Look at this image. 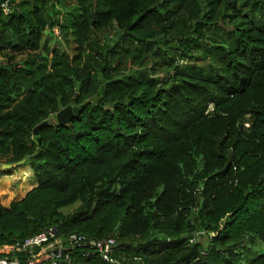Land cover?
<instances>
[{"label": "trees", "instance_id": "1", "mask_svg": "<svg viewBox=\"0 0 264 264\" xmlns=\"http://www.w3.org/2000/svg\"><path fill=\"white\" fill-rule=\"evenodd\" d=\"M21 159L0 256L55 227L73 264H264V0H4L0 163Z\"/></svg>", "mask_w": 264, "mask_h": 264}, {"label": "built area", "instance_id": "2", "mask_svg": "<svg viewBox=\"0 0 264 264\" xmlns=\"http://www.w3.org/2000/svg\"><path fill=\"white\" fill-rule=\"evenodd\" d=\"M55 234V227H47L44 230L37 232L29 237H26L22 241H16L11 248L15 249V252L10 255L0 256V264H23L18 251L29 250V256L25 259V264H35L36 256L42 250L49 249L51 264H55L60 260H66L65 264H73L72 259L69 257V253L65 251L66 246L61 240L54 239L48 244H43L47 239ZM87 236L82 233L72 232L67 236V240L70 244L79 243L85 241ZM116 240L112 236L91 239L90 244L100 252V254L108 260H113L111 253L116 246ZM40 246L38 251H33L35 246ZM56 249V250H55Z\"/></svg>", "mask_w": 264, "mask_h": 264}, {"label": "rangeland", "instance_id": "3", "mask_svg": "<svg viewBox=\"0 0 264 264\" xmlns=\"http://www.w3.org/2000/svg\"><path fill=\"white\" fill-rule=\"evenodd\" d=\"M55 33L58 34V31L55 29ZM54 39L51 38L50 43L53 42ZM72 43V42H71ZM69 49L68 47H66ZM24 53L19 54V56H23ZM26 172V173H25ZM36 178V177H34ZM33 181V173L32 168L29 166V164H18L11 168V173L9 174H1L0 173V190L6 188V194L0 195V200H2L3 197H7L6 199H10V197L13 196H20L25 192L28 188H30ZM9 190H13L14 193L12 194ZM9 191V192H7ZM72 206L66 207V211L70 210ZM200 240L205 239L206 236H200ZM58 241V239L56 240ZM249 248V254H255L256 252H264V242H261L258 238H252V241H249L248 243ZM49 249H45L43 256L46 255V252H48Z\"/></svg>", "mask_w": 264, "mask_h": 264}, {"label": "water", "instance_id": "4", "mask_svg": "<svg viewBox=\"0 0 264 264\" xmlns=\"http://www.w3.org/2000/svg\"><path fill=\"white\" fill-rule=\"evenodd\" d=\"M3 1L4 0H0V3H2ZM45 32L47 33L48 29H45ZM80 106H82V104H80V105H67V106H64V107L60 108L58 111L55 112L54 115H50L47 119H43L42 121L37 123L33 127L32 132L34 134H38V132H39V130H40V128L42 126L53 125L55 123L62 124V123H65V122L69 121L79 111ZM39 141L40 140L38 138V142ZM36 153L31 154L29 157L33 158L36 155ZM23 161H24V159H21V160H19L17 162H11V163L3 162V163H0V170L3 169V168L14 167V166H16L18 164H21ZM199 237L200 236L197 237V241L200 239ZM116 244H118V243H116ZM65 263H66V260H60V261L56 262L55 264H65Z\"/></svg>", "mask_w": 264, "mask_h": 264}, {"label": "crops", "instance_id": "5", "mask_svg": "<svg viewBox=\"0 0 264 264\" xmlns=\"http://www.w3.org/2000/svg\"><path fill=\"white\" fill-rule=\"evenodd\" d=\"M26 173V172H25ZM32 173H33V171H32ZM35 176H34V174H33V181H31L32 182V184H30V185H32V186H34V185H36V183H37V180H36V178H34ZM31 186V187H32ZM30 187V188H31ZM29 189V188H28ZM27 189V190H28ZM26 190V191H27ZM12 194L14 193V191L13 190H9ZM9 191H7V192H9ZM25 191V192H26ZM25 192H23V194H21L20 196H13V197H10V199H6L7 197L5 196V197H3L2 198V200H0V202L3 204V205H5V206H7L8 204H9V202L11 201V200H14V199H17V198H20V197H22L24 194H25ZM4 194H6V188L5 189H1L0 190V195H4Z\"/></svg>", "mask_w": 264, "mask_h": 264}]
</instances>
